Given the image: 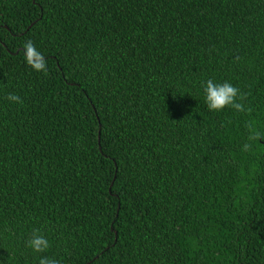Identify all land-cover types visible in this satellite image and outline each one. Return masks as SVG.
Listing matches in <instances>:
<instances>
[{
	"label": "trees",
	"instance_id": "trees-1",
	"mask_svg": "<svg viewBox=\"0 0 264 264\" xmlns=\"http://www.w3.org/2000/svg\"><path fill=\"white\" fill-rule=\"evenodd\" d=\"M208 79L252 111L210 112ZM248 120L264 132V0H0V264H38L33 229L59 264H264Z\"/></svg>",
	"mask_w": 264,
	"mask_h": 264
},
{
	"label": "clouds",
	"instance_id": "clouds-1",
	"mask_svg": "<svg viewBox=\"0 0 264 264\" xmlns=\"http://www.w3.org/2000/svg\"><path fill=\"white\" fill-rule=\"evenodd\" d=\"M24 60L26 64L35 72L46 73L47 62L41 51H39L32 40L25 41L23 45ZM238 59V58H237ZM205 104L210 112L221 113L226 109L236 113L247 114L252 109L246 105L247 96L238 87L230 82L217 83L213 79H208L203 85ZM6 99L12 104H23V99L15 94L9 93ZM247 131L246 142L242 151L249 152L253 146L264 140V132L260 131L253 120L245 122ZM26 246L36 254H41L38 264H59L54 257L46 254L51 244L40 229H33L31 237L26 241Z\"/></svg>",
	"mask_w": 264,
	"mask_h": 264
}]
</instances>
